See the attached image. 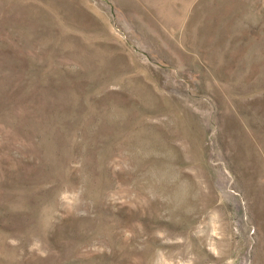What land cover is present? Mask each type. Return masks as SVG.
<instances>
[{"label": "rangeland", "instance_id": "374dc122", "mask_svg": "<svg viewBox=\"0 0 264 264\" xmlns=\"http://www.w3.org/2000/svg\"><path fill=\"white\" fill-rule=\"evenodd\" d=\"M160 253L264 264V0H0V264Z\"/></svg>", "mask_w": 264, "mask_h": 264}, {"label": "clouds", "instance_id": "9594fccd", "mask_svg": "<svg viewBox=\"0 0 264 264\" xmlns=\"http://www.w3.org/2000/svg\"><path fill=\"white\" fill-rule=\"evenodd\" d=\"M59 199L61 201H63L68 207L69 209H71V207L77 203L78 201V193L76 192H69V191H64L61 192L59 194ZM125 235L128 236L130 235L129 232H125ZM156 235L159 237H163L165 235V233L163 231H157ZM32 249L37 251L39 254L44 255L45 253L41 250V243L36 240L33 242V244L31 245ZM156 264H174V262L170 259H167L163 253L159 254V259L156 262ZM175 264H183V262L181 261H176Z\"/></svg>", "mask_w": 264, "mask_h": 264}]
</instances>
